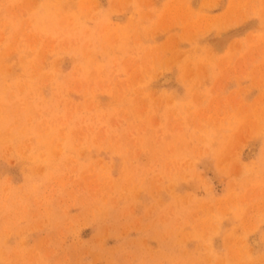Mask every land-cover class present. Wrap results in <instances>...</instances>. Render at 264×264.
Here are the masks:
<instances>
[{
	"label": "rangeland",
	"instance_id": "obj_1",
	"mask_svg": "<svg viewBox=\"0 0 264 264\" xmlns=\"http://www.w3.org/2000/svg\"><path fill=\"white\" fill-rule=\"evenodd\" d=\"M0 264H264V0H0Z\"/></svg>",
	"mask_w": 264,
	"mask_h": 264
},
{
	"label": "bare ground",
	"instance_id": "obj_2",
	"mask_svg": "<svg viewBox=\"0 0 264 264\" xmlns=\"http://www.w3.org/2000/svg\"><path fill=\"white\" fill-rule=\"evenodd\" d=\"M166 82V81H165Z\"/></svg>",
	"mask_w": 264,
	"mask_h": 264
}]
</instances>
